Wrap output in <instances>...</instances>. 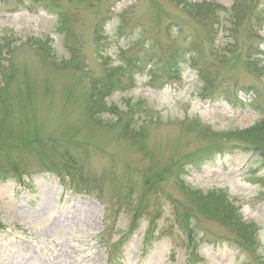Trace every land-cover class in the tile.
Returning <instances> with one entry per match:
<instances>
[{
  "label": "rangeland",
  "instance_id": "obj_1",
  "mask_svg": "<svg viewBox=\"0 0 264 264\" xmlns=\"http://www.w3.org/2000/svg\"><path fill=\"white\" fill-rule=\"evenodd\" d=\"M49 1L0 0V264H264V136L246 135L264 105L223 101L264 103V0L235 26L233 0H186L216 5L205 23L171 0H53L72 56ZM185 43L196 64L171 80L129 61Z\"/></svg>",
  "mask_w": 264,
  "mask_h": 264
},
{
  "label": "trees",
  "instance_id": "obj_2",
  "mask_svg": "<svg viewBox=\"0 0 264 264\" xmlns=\"http://www.w3.org/2000/svg\"><path fill=\"white\" fill-rule=\"evenodd\" d=\"M173 3L179 5L188 16H191L193 18L199 19L200 22L205 23L207 18L211 17V15L217 11L216 5H210V4H190L186 0H171ZM245 2H242L240 0H233L232 10L236 12L237 16L233 17L231 24L235 26L237 23V17L240 15V12L244 13L246 12V6H244ZM47 10L50 13H53L55 15L56 20V29L63 37V45L64 48H66L70 55L72 56L73 50L68 45V40L72 37L71 27L68 24L67 21V14L63 10L62 7L57 5L53 0H50L47 3L46 6ZM261 20H264V8L258 12L255 22L260 23ZM122 20L118 22V24H122ZM217 22V21H216ZM100 22L97 24L94 35H98L100 33ZM216 23L208 24V29H211ZM262 25H264V22H261ZM261 26V25H260ZM264 27V26H263ZM193 43H185L181 46V48L172 51L169 56L166 59L158 58L153 59L151 56L145 54L143 57L142 55H138L137 57H140L138 59H130V63H136L135 66H149L148 71L146 74L158 73L161 76L166 77L167 79H174L177 77L178 74V68L183 63H189L194 68L196 64V59L198 58V50L194 45H191ZM42 47H40L41 49ZM257 49V48H256ZM197 68V67H196ZM154 71H153V70ZM157 74V75H158ZM197 74L200 80L203 83V93H202V99L209 100V96L215 91L213 87V83L211 79H209V76L204 70H201V68L197 69ZM250 92V88H246L244 90V94L247 92ZM223 101L227 104H231L232 102H238L239 107L242 109L248 107V108H254L257 114H260L262 112V109L260 106H263V102H257V104L247 103V100H241L239 97H231V96H225ZM246 135H258V136H264V113L263 118L252 128L248 129L246 131ZM257 137V136H256ZM262 156H264V152L261 151ZM264 163V161H263ZM262 163V165H263ZM201 201L203 202V210L204 212L208 213V216L215 218L218 221H222L226 223L232 232L234 234H237L241 239L247 240L248 242H254V240L251 238V235L253 234V230L250 225H242L240 221H238L236 214H233V208L230 204L225 202V199L223 197H214V196H205V198L200 197ZM204 204L209 207L211 206L212 213L209 214L208 210L204 207ZM203 212V213H204ZM218 216V217H217Z\"/></svg>",
  "mask_w": 264,
  "mask_h": 264
}]
</instances>
